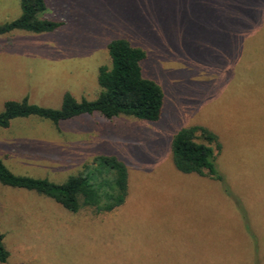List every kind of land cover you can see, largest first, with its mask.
Returning a JSON list of instances; mask_svg holds the SVG:
<instances>
[{
	"label": "rangeland",
	"instance_id": "obj_1",
	"mask_svg": "<svg viewBox=\"0 0 264 264\" xmlns=\"http://www.w3.org/2000/svg\"><path fill=\"white\" fill-rule=\"evenodd\" d=\"M54 1L46 15H67L55 31L0 35V111L24 96L52 108L66 91L96 98L115 36L146 51L163 109L155 122L84 114L59 129L35 116L0 127L15 174L61 182L109 153L130 175L125 206L91 219L0 184L10 263L264 264V0ZM20 13V0H0V24ZM191 125L218 136L221 180L174 167L171 138Z\"/></svg>",
	"mask_w": 264,
	"mask_h": 264
},
{
	"label": "trees",
	"instance_id": "obj_2",
	"mask_svg": "<svg viewBox=\"0 0 264 264\" xmlns=\"http://www.w3.org/2000/svg\"><path fill=\"white\" fill-rule=\"evenodd\" d=\"M50 2L55 1L20 0V15L0 24V35L14 30L37 34L55 31L66 22L67 15L62 18L47 16ZM106 49L109 65L98 68L100 91L96 98L76 99L66 91L59 108L31 103L27 96L21 100H7L0 111V127L9 126L15 118L29 116L49 120L57 129L61 121L84 114L107 119L124 115L147 122L159 120L164 93L154 80L143 75L146 51L133 45L129 38L120 36L110 39ZM170 148L172 163L179 172L222 179L216 167L221 143L207 127L191 125L179 129L171 138ZM128 166L117 155L97 154L84 162L77 173L56 182L46 177L15 174L0 159V184L49 198L70 216L102 218L125 206L129 194ZM4 240L5 234L0 230V264H11Z\"/></svg>",
	"mask_w": 264,
	"mask_h": 264
}]
</instances>
